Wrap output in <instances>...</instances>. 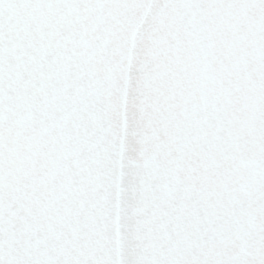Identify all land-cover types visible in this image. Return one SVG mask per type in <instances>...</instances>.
<instances>
[{"label":"snow or ice","instance_id":"snow-or-ice-1","mask_svg":"<svg viewBox=\"0 0 264 264\" xmlns=\"http://www.w3.org/2000/svg\"><path fill=\"white\" fill-rule=\"evenodd\" d=\"M0 264H264V0H0Z\"/></svg>","mask_w":264,"mask_h":264}]
</instances>
